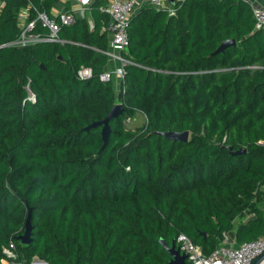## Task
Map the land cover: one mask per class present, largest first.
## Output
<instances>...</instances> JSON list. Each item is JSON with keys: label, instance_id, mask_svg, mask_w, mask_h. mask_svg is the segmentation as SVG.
<instances>
[{"label": "trees", "instance_id": "obj_1", "mask_svg": "<svg viewBox=\"0 0 264 264\" xmlns=\"http://www.w3.org/2000/svg\"><path fill=\"white\" fill-rule=\"evenodd\" d=\"M58 1L4 0L0 11V264L11 241L25 264H167L160 240L171 245L181 233L206 255L225 235L237 245L261 237L264 27L251 3L142 7L129 21L122 56L133 63L117 97L114 79H100L110 59L107 0L92 2V22L62 24L58 42L5 45L21 33L22 9L52 17ZM33 32L49 30L38 23ZM227 39L237 44L213 55ZM118 102L125 111L103 147L102 127L84 128ZM138 112L147 123L129 126ZM167 130H190V140L153 134Z\"/></svg>", "mask_w": 264, "mask_h": 264}, {"label": "built area", "instance_id": "obj_2", "mask_svg": "<svg viewBox=\"0 0 264 264\" xmlns=\"http://www.w3.org/2000/svg\"><path fill=\"white\" fill-rule=\"evenodd\" d=\"M75 1L81 6H90L94 0ZM107 1V4L101 8L109 14V20L104 25L103 31L107 32L110 38L108 55L117 59L120 64L113 72L105 71L102 73L100 79L102 81H110L114 79L115 75L121 78V82L125 75V65L133 63L131 60L122 56V52L127 51L130 44L128 25L131 17L145 6H152L157 10L167 9L166 0ZM1 5L3 7L4 0L1 2ZM31 8L32 6L29 4V6L21 10L19 17L21 33L18 38L5 45L24 46L40 41L58 42L60 41L58 33L61 25L73 23L78 16L74 11L64 10L58 14V19L57 17H49L45 12L38 11L37 16L31 18ZM170 11V13H174V9ZM253 13L256 20V29L263 28L264 7L253 6ZM38 23L49 30L48 35L43 36L40 33L33 32V29ZM79 75L82 78H89L92 76V69L89 67H82L79 70ZM29 98L35 100V94L30 92ZM130 120L129 118L127 121ZM176 242L181 253L187 255L185 264H252L257 257L264 253V234L255 240L246 241L235 246L228 244V236L225 235L222 244L209 255L204 254L202 247L194 243V241L184 233L178 235ZM3 252L5 257L1 260V264H25L23 260L19 259L17 246L13 241H11L8 246L4 247ZM39 260L40 264H44L43 260Z\"/></svg>", "mask_w": 264, "mask_h": 264}, {"label": "water", "instance_id": "obj_3", "mask_svg": "<svg viewBox=\"0 0 264 264\" xmlns=\"http://www.w3.org/2000/svg\"><path fill=\"white\" fill-rule=\"evenodd\" d=\"M237 44L236 39H227L224 40L220 46L212 53L219 54L224 52L228 47L235 46ZM125 107L122 103L118 102L116 103L110 112L103 118L97 121H94L90 125H88L86 128H84L85 131H89L92 128L96 127H102L101 134L103 139V147H105L108 143L110 134H111V126L110 122L111 120L121 116L124 114ZM155 135L164 136L169 140L173 141H181V142H188L191 137L190 130L186 131H175V130H167V131H155L153 132ZM232 151V148H230ZM245 151V150H244ZM242 150L235 152V153H241ZM32 220H31V212L29 213L26 224H25V232L19 236L20 241L22 244L28 245L32 242ZM205 235V233H203ZM160 242L163 244V246L168 250L170 253L172 259L167 264H185L187 255L184 253H181L180 249L177 246L176 240L173 241L171 245H169L164 239H161ZM264 262V253L261 254L259 257H257L252 264H262ZM44 264H47L45 261H43Z\"/></svg>", "mask_w": 264, "mask_h": 264}, {"label": "crops", "instance_id": "obj_4", "mask_svg": "<svg viewBox=\"0 0 264 264\" xmlns=\"http://www.w3.org/2000/svg\"><path fill=\"white\" fill-rule=\"evenodd\" d=\"M2 1L3 0H0V11L4 7V5H3V7L1 5V2ZM176 1H178V0H166V6H167V9L169 10V12H171L170 10H172L174 8L173 5H174V3ZM248 1L251 3L252 7L253 6H262V7H264V0H248ZM68 2H69V8H70L69 10L74 11L76 13V15H78L80 17L86 16L87 18H89L90 15L88 14V11H89V7L90 6H81L75 0H60L57 3H55L54 6H53V9H52V12H51L52 13V17L55 18L62 11L67 10V5L66 4ZM81 14H82V16H81ZM89 20H90V18H89ZM90 22H92V20H90ZM109 58H110L109 59V63L105 67V71H111V72H113L117 68V66H119L120 62L117 59L112 58L111 56H109ZM120 80H121L120 77L114 75L115 85H116V82L117 81L119 82ZM263 189H264V186H263ZM261 205H262V207L264 209V200L262 201V204ZM239 221L240 220H237V222H239ZM228 244L234 245V246L237 245V243L233 239H229V238H228ZM36 264H40V262H36Z\"/></svg>", "mask_w": 264, "mask_h": 264}, {"label": "rangeland", "instance_id": "obj_5", "mask_svg": "<svg viewBox=\"0 0 264 264\" xmlns=\"http://www.w3.org/2000/svg\"><path fill=\"white\" fill-rule=\"evenodd\" d=\"M90 18V16H89ZM91 20V18H90ZM122 82V81H121ZM120 81L116 82V92H117V97H119V89H120ZM128 122V125L131 126V127H139V126H142V125H145L147 123V116L142 113V112H138V114L133 118L131 119L130 121H127ZM36 262H40L39 258L35 257L34 258V261L33 263H36Z\"/></svg>", "mask_w": 264, "mask_h": 264}, {"label": "bare ground", "instance_id": "obj_6", "mask_svg": "<svg viewBox=\"0 0 264 264\" xmlns=\"http://www.w3.org/2000/svg\"><path fill=\"white\" fill-rule=\"evenodd\" d=\"M262 264H264V262Z\"/></svg>", "mask_w": 264, "mask_h": 264}]
</instances>
